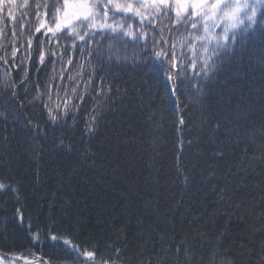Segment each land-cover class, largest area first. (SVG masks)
<instances>
[{"label": "trees", "instance_id": "16d2710c", "mask_svg": "<svg viewBox=\"0 0 264 264\" xmlns=\"http://www.w3.org/2000/svg\"><path fill=\"white\" fill-rule=\"evenodd\" d=\"M197 5L0 0L1 259L264 264V0Z\"/></svg>", "mask_w": 264, "mask_h": 264}, {"label": "rangeland", "instance_id": "374dc122", "mask_svg": "<svg viewBox=\"0 0 264 264\" xmlns=\"http://www.w3.org/2000/svg\"><path fill=\"white\" fill-rule=\"evenodd\" d=\"M178 6L181 10H185L186 8H188L189 5L193 6L194 8H197L198 5L197 4H201L204 3V0H177ZM82 6H75L72 3H69L65 6V10L63 12V15L59 18V23L62 26H68L72 23L73 20H76L77 18L79 19L80 17L84 16V11L82 9ZM235 13V12H234ZM235 17L233 14L229 16V18H231L232 20H234ZM32 261H35L33 263H29V264H39L38 258L37 259H29ZM18 261L14 262L13 260H3L0 258V264H28V263H17Z\"/></svg>", "mask_w": 264, "mask_h": 264}, {"label": "water", "instance_id": "95a60500", "mask_svg": "<svg viewBox=\"0 0 264 264\" xmlns=\"http://www.w3.org/2000/svg\"><path fill=\"white\" fill-rule=\"evenodd\" d=\"M4 257H7V258H9V259H11V260H13V261H18V262H22V263H33V262H35V261H32V260H29V259H27V258H23V257H21V256H12V255H3ZM41 259H38V261H40ZM43 262L45 263V264H49V263H47L46 261H44L43 260Z\"/></svg>", "mask_w": 264, "mask_h": 264}]
</instances>
